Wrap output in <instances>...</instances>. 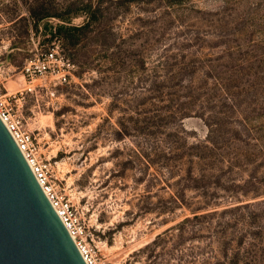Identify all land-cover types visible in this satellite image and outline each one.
I'll use <instances>...</instances> for the list:
<instances>
[{
	"label": "rangeland",
	"instance_id": "1",
	"mask_svg": "<svg viewBox=\"0 0 264 264\" xmlns=\"http://www.w3.org/2000/svg\"><path fill=\"white\" fill-rule=\"evenodd\" d=\"M34 1L0 0V94L98 262L247 264L251 244L264 264V0H89L109 28L77 53L53 36L59 19L36 23ZM74 1L39 0L59 14ZM53 49L75 62L70 82L25 79ZM150 74L170 93L154 105Z\"/></svg>",
	"mask_w": 264,
	"mask_h": 264
},
{
	"label": "water",
	"instance_id": "2",
	"mask_svg": "<svg viewBox=\"0 0 264 264\" xmlns=\"http://www.w3.org/2000/svg\"><path fill=\"white\" fill-rule=\"evenodd\" d=\"M0 264H86L1 119Z\"/></svg>",
	"mask_w": 264,
	"mask_h": 264
},
{
	"label": "built area",
	"instance_id": "3",
	"mask_svg": "<svg viewBox=\"0 0 264 264\" xmlns=\"http://www.w3.org/2000/svg\"><path fill=\"white\" fill-rule=\"evenodd\" d=\"M58 49L50 50L41 56L38 55L36 58L27 62L23 68L24 78L32 83L37 79L50 76L54 78V84L56 86L69 83L73 75L72 69H74V66L60 54ZM0 119L21 150L45 195L74 240L86 264H100L94 250L87 244L86 230L81 223L76 208L69 201L60 198L54 192L48 180L45 170L46 166L39 161L35 152L34 138L24 129L21 117L14 112L9 99L5 98L2 94H0Z\"/></svg>",
	"mask_w": 264,
	"mask_h": 264
},
{
	"label": "trees",
	"instance_id": "4",
	"mask_svg": "<svg viewBox=\"0 0 264 264\" xmlns=\"http://www.w3.org/2000/svg\"><path fill=\"white\" fill-rule=\"evenodd\" d=\"M151 1L153 0H148L147 2L151 3ZM53 7L54 6L51 3L47 4L45 2H39V0H35L33 2V5H31L30 11L36 23L48 18H57L62 22L61 24L57 25L55 31H53L52 28L51 32L53 33V36H57L63 41V48L67 50H71L77 53L79 48L89 36L97 35L98 37H101L103 33H107L106 29L109 28L107 22L109 20L104 17L103 2H99L97 5H94L89 0H76L68 4V6L66 7V12L63 14L55 12V8ZM105 11L107 12V9H105ZM79 16L85 17L84 22L79 25L73 24L74 18H77ZM114 45L115 42L113 40L107 43L105 39L101 40V43L99 44L100 48L105 53H107L110 50L111 46ZM64 57L74 67H77L75 62L72 61L70 57L65 54ZM142 66L146 68L145 64H142ZM170 80L171 78L167 79V81ZM167 87V82H161L157 74L147 75V83L144 84V91L147 93L143 101L144 104L149 103L150 105H154V102L164 101L167 95L170 94L169 92H167ZM161 120L163 122V119ZM252 206L249 204L238 205L224 210L223 213L226 214L240 212ZM216 214L217 212L203 215H195L193 218H187L185 221L179 223L177 227L179 231L182 232L185 224H187L188 222H192L193 220H200L203 218H210L211 216ZM168 232L169 230L165 232V234H168ZM161 240L162 237L158 236L157 239L152 242V244L147 246V249L152 250L160 243ZM255 247L256 246L251 244L249 246V249L247 251V254L249 256H247V264H258V262H260V256L258 255V252L254 251ZM240 262V254L237 253L233 256V258L229 261L228 264H240Z\"/></svg>",
	"mask_w": 264,
	"mask_h": 264
}]
</instances>
